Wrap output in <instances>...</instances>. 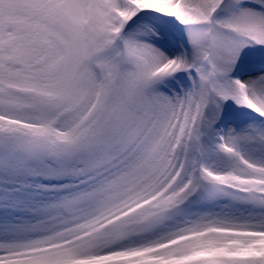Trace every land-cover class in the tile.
<instances>
[{
	"label": "snow or ice",
	"instance_id": "snow-or-ice-1",
	"mask_svg": "<svg viewBox=\"0 0 264 264\" xmlns=\"http://www.w3.org/2000/svg\"><path fill=\"white\" fill-rule=\"evenodd\" d=\"M0 264H264V0H0Z\"/></svg>",
	"mask_w": 264,
	"mask_h": 264
}]
</instances>
